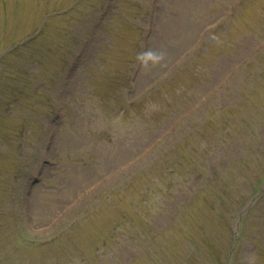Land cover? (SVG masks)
Wrapping results in <instances>:
<instances>
[{"label":"rangeland","instance_id":"obj_1","mask_svg":"<svg viewBox=\"0 0 264 264\" xmlns=\"http://www.w3.org/2000/svg\"><path fill=\"white\" fill-rule=\"evenodd\" d=\"M261 128L264 0H0V264H264Z\"/></svg>","mask_w":264,"mask_h":264},{"label":"trees","instance_id":"obj_2","mask_svg":"<svg viewBox=\"0 0 264 264\" xmlns=\"http://www.w3.org/2000/svg\"><path fill=\"white\" fill-rule=\"evenodd\" d=\"M84 1H86V0H84ZM78 5H80V3H78L77 4V6ZM76 6V7H77ZM75 7V8H76ZM75 8L72 10V11H74L75 10ZM72 11H69V12H67V13H64V14H62L60 17H58V16H54V17H52V18H50V19H48L47 20V22H46V24L42 27V29H44L45 28V26L48 24V22H50V20H52V19H56L57 17L58 18H64L65 16H67L69 13H72ZM76 22V20L73 22V23H75ZM72 23V25L68 28L69 30H71V28L73 27V24ZM63 33H65V35H68V33L69 32H67V31H65V32H61V35L63 34ZM248 147L249 148H252V150H254V151H256L255 150V148L257 149V148H259V147H256V146H249L248 145ZM263 164V166H264V130H263V128H261V165ZM262 173H263V177H262V180H261V183H263L262 181H263V179H264V170L262 171ZM263 196H264V191H263ZM237 205V204H236ZM243 206V205H242ZM241 206V207H242ZM240 207V208H241Z\"/></svg>","mask_w":264,"mask_h":264},{"label":"water","instance_id":"obj_3","mask_svg":"<svg viewBox=\"0 0 264 264\" xmlns=\"http://www.w3.org/2000/svg\"><path fill=\"white\" fill-rule=\"evenodd\" d=\"M257 196H258V194L256 196H254L253 198H251L247 202V204H245V206L240 210V214H242L246 209H248L252 205L253 201L257 198ZM233 232H234V239H235L236 232H237V226L236 225L233 227Z\"/></svg>","mask_w":264,"mask_h":264}]
</instances>
